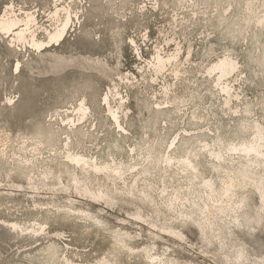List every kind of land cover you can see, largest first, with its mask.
Instances as JSON below:
<instances>
[{
  "label": "rangeland",
  "instance_id": "374dc122",
  "mask_svg": "<svg viewBox=\"0 0 264 264\" xmlns=\"http://www.w3.org/2000/svg\"><path fill=\"white\" fill-rule=\"evenodd\" d=\"M0 27V264H264V0H0Z\"/></svg>",
  "mask_w": 264,
  "mask_h": 264
},
{
  "label": "bare ground",
  "instance_id": "6f19581e",
  "mask_svg": "<svg viewBox=\"0 0 264 264\" xmlns=\"http://www.w3.org/2000/svg\"><path fill=\"white\" fill-rule=\"evenodd\" d=\"M4 23H5V22H4ZM6 24H8V22H7ZM14 24H16V22H15ZM12 25H13V24H12ZM5 26H6V25H5ZM6 27H8V25H7ZM6 27H5V28H6ZM9 27H10V25H9ZM0 28H1V27H0ZM1 29H2V28H1ZM7 29H9V28H7ZM54 34H55V33H54ZM53 37L56 38L57 36H53Z\"/></svg>",
  "mask_w": 264,
  "mask_h": 264
}]
</instances>
